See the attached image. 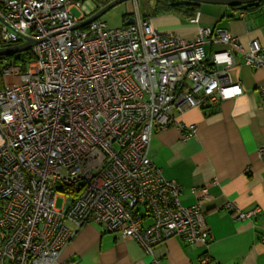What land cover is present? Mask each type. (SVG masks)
Masks as SVG:
<instances>
[{
  "label": "built area",
  "instance_id": "obj_1",
  "mask_svg": "<svg viewBox=\"0 0 264 264\" xmlns=\"http://www.w3.org/2000/svg\"><path fill=\"white\" fill-rule=\"evenodd\" d=\"M83 2L0 0L3 40H37L27 70L10 65L6 80L19 78L0 87V264H55L89 221L139 242L150 264H165L157 247L172 236L212 238L202 203L185 205L183 185L153 163L152 134L175 124L188 138L197 126L180 116L242 93L229 77L236 54L261 67L264 45L211 26L189 41L138 11L119 27L96 19L75 28Z\"/></svg>",
  "mask_w": 264,
  "mask_h": 264
},
{
  "label": "crops",
  "instance_id": "obj_2",
  "mask_svg": "<svg viewBox=\"0 0 264 264\" xmlns=\"http://www.w3.org/2000/svg\"><path fill=\"white\" fill-rule=\"evenodd\" d=\"M153 3L155 8L157 0ZM197 3L198 23L190 21L194 15L190 18L178 11H158L146 18L161 32L189 41L196 39L199 26H211L239 36L246 47L252 39L264 45V3L256 10L237 7L240 4ZM96 10L92 1V8L84 11V15ZM127 14L128 21L135 15L133 6ZM229 77L240 83L242 93L187 109L180 116L182 123L186 128L189 124L197 126L188 138L183 135L184 129L175 124L166 128L157 125L152 134L153 163L166 178L183 185L185 205L202 203L212 234L207 245H189L179 236L164 240L157 250L165 264H201L204 255L210 256L208 264H264V150L260 153L264 146L260 90L264 86V66L252 67L241 54H236ZM240 211L254 213L242 219L237 217ZM152 220L147 215L143 225ZM150 261V255L133 238L104 230L100 224L89 221L76 232L55 264H150Z\"/></svg>",
  "mask_w": 264,
  "mask_h": 264
},
{
  "label": "trees",
  "instance_id": "obj_3",
  "mask_svg": "<svg viewBox=\"0 0 264 264\" xmlns=\"http://www.w3.org/2000/svg\"><path fill=\"white\" fill-rule=\"evenodd\" d=\"M82 1H85V0H82ZM92 1L96 3L97 9H98L100 6L107 4L111 0H92ZM162 1H164V3L159 2L154 8L155 12L178 11V12L187 14V16H190V18L193 15H195L197 12L198 3L195 1H191V0H162ZM263 3H264V0H259V1L249 2L246 4H240L237 7H241V8L249 9V10H256ZM8 45H11V44H7L3 40L1 36V29H0V47L8 46ZM33 57H34L33 49L29 48V49L15 52L12 54L0 55V64H2V62H4L5 59H7L9 62H7L5 65L19 66L22 71H26L28 63L33 59ZM1 78H2V69L0 68V79Z\"/></svg>",
  "mask_w": 264,
  "mask_h": 264
},
{
  "label": "rangeland",
  "instance_id": "obj_4",
  "mask_svg": "<svg viewBox=\"0 0 264 264\" xmlns=\"http://www.w3.org/2000/svg\"><path fill=\"white\" fill-rule=\"evenodd\" d=\"M154 0H127L123 1L121 3L116 4L115 6L108 9L99 19L102 21H105L110 27H119L127 23V13L130 12L132 6L134 8V13L137 14V11L140 13L141 16H152L155 13L154 10ZM158 2L164 3L162 0H157ZM92 8V1L91 0H85L83 2V10L73 8V13L79 17L81 13H84V11L89 10ZM1 24V20H0ZM24 41V40H22ZM10 65L3 64L0 66L2 67V78L0 79V87L3 86L5 83L13 82L15 78H19L16 75H8L7 80L5 76L4 70L9 67ZM64 198L58 197L57 198V205L59 207L64 205Z\"/></svg>",
  "mask_w": 264,
  "mask_h": 264
},
{
  "label": "water",
  "instance_id": "obj_5",
  "mask_svg": "<svg viewBox=\"0 0 264 264\" xmlns=\"http://www.w3.org/2000/svg\"><path fill=\"white\" fill-rule=\"evenodd\" d=\"M123 1L127 0H111L105 5L100 6L96 11L93 13L89 14L82 20H80L76 25L75 28H81L85 27L92 21L99 19L108 9L111 7L115 6L118 3H121ZM191 1H196V2H213V3H226V4H243V3H249V2H254V1H259V0H191ZM2 20V18H0ZM3 21V20H2ZM135 21V17L131 16L127 23H132ZM25 41H22L20 43L16 44H11L8 46H3L0 47V55H6V54H12L15 52L23 51L29 48H32L34 44L37 42V40L33 37L24 35Z\"/></svg>",
  "mask_w": 264,
  "mask_h": 264
}]
</instances>
